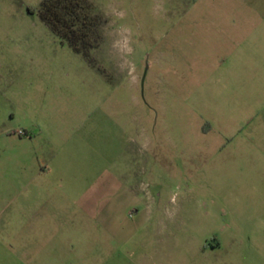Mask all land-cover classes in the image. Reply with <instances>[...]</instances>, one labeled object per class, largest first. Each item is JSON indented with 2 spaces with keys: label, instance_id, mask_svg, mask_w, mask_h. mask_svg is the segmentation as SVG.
<instances>
[{
  "label": "rangeland",
  "instance_id": "obj_1",
  "mask_svg": "<svg viewBox=\"0 0 264 264\" xmlns=\"http://www.w3.org/2000/svg\"><path fill=\"white\" fill-rule=\"evenodd\" d=\"M43 1L0 0V264H264V0H84L89 57Z\"/></svg>",
  "mask_w": 264,
  "mask_h": 264
},
{
  "label": "trees",
  "instance_id": "obj_2",
  "mask_svg": "<svg viewBox=\"0 0 264 264\" xmlns=\"http://www.w3.org/2000/svg\"><path fill=\"white\" fill-rule=\"evenodd\" d=\"M39 15L63 44H68L76 53L89 57L93 48V24L84 0H44Z\"/></svg>",
  "mask_w": 264,
  "mask_h": 264
},
{
  "label": "built area",
  "instance_id": "obj_3",
  "mask_svg": "<svg viewBox=\"0 0 264 264\" xmlns=\"http://www.w3.org/2000/svg\"><path fill=\"white\" fill-rule=\"evenodd\" d=\"M23 132H21V134H22Z\"/></svg>",
  "mask_w": 264,
  "mask_h": 264
}]
</instances>
